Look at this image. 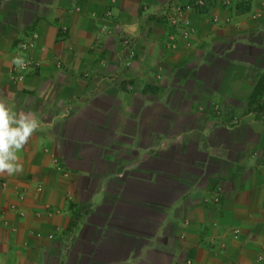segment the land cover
<instances>
[{"label": "crops", "instance_id": "obj_1", "mask_svg": "<svg viewBox=\"0 0 264 264\" xmlns=\"http://www.w3.org/2000/svg\"><path fill=\"white\" fill-rule=\"evenodd\" d=\"M0 99V264H264V0H0Z\"/></svg>", "mask_w": 264, "mask_h": 264}, {"label": "clouds", "instance_id": "obj_2", "mask_svg": "<svg viewBox=\"0 0 264 264\" xmlns=\"http://www.w3.org/2000/svg\"><path fill=\"white\" fill-rule=\"evenodd\" d=\"M12 64L21 69L25 67V61L19 56L12 58ZM38 127L39 121L32 114L17 113L4 99H0V173L11 176L23 171L17 153Z\"/></svg>", "mask_w": 264, "mask_h": 264}, {"label": "built area", "instance_id": "obj_3", "mask_svg": "<svg viewBox=\"0 0 264 264\" xmlns=\"http://www.w3.org/2000/svg\"><path fill=\"white\" fill-rule=\"evenodd\" d=\"M32 40H34V36H33ZM32 40H31V42L24 44V46H25V47H32V46H33V44H32ZM262 252H264V247H263ZM262 254H263V253H261V254L257 257V260H261V259H262Z\"/></svg>", "mask_w": 264, "mask_h": 264}]
</instances>
